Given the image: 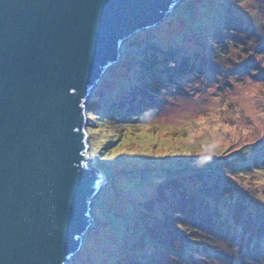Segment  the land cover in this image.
<instances>
[{
  "label": "rangeland",
  "instance_id": "374dc122",
  "mask_svg": "<svg viewBox=\"0 0 264 264\" xmlns=\"http://www.w3.org/2000/svg\"><path fill=\"white\" fill-rule=\"evenodd\" d=\"M86 116L105 179L70 264H264V0L178 2Z\"/></svg>",
  "mask_w": 264,
  "mask_h": 264
},
{
  "label": "water",
  "instance_id": "95a60500",
  "mask_svg": "<svg viewBox=\"0 0 264 264\" xmlns=\"http://www.w3.org/2000/svg\"><path fill=\"white\" fill-rule=\"evenodd\" d=\"M182 0H0V264H70L102 174L86 99Z\"/></svg>",
  "mask_w": 264,
  "mask_h": 264
},
{
  "label": "trees",
  "instance_id": "16d2710c",
  "mask_svg": "<svg viewBox=\"0 0 264 264\" xmlns=\"http://www.w3.org/2000/svg\"><path fill=\"white\" fill-rule=\"evenodd\" d=\"M234 26L236 27V28H240L241 29V27H238L236 24H235V22H234ZM228 29V28H227ZM220 32H222V30L221 31H219V33ZM214 39L217 41V39H216V37H214ZM212 171H213V169H212ZM213 176H217V175H213ZM177 226H180V225H177ZM152 241H154V240H152ZM154 246L156 245V242L154 241V244H153ZM124 264H127V263H124ZM129 264H132V262H130Z\"/></svg>",
  "mask_w": 264,
  "mask_h": 264
},
{
  "label": "bare ground",
  "instance_id": "6f19581e",
  "mask_svg": "<svg viewBox=\"0 0 264 264\" xmlns=\"http://www.w3.org/2000/svg\"><path fill=\"white\" fill-rule=\"evenodd\" d=\"M101 174H102V184H103V181H104V175H103V173L101 172Z\"/></svg>",
  "mask_w": 264,
  "mask_h": 264
}]
</instances>
